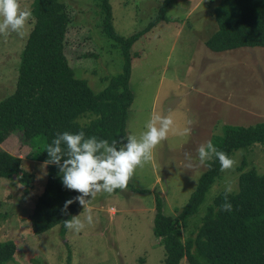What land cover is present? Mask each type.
Returning a JSON list of instances; mask_svg holds the SVG:
<instances>
[{
	"label": "rangeland",
	"instance_id": "374dc122",
	"mask_svg": "<svg viewBox=\"0 0 264 264\" xmlns=\"http://www.w3.org/2000/svg\"><path fill=\"white\" fill-rule=\"evenodd\" d=\"M32 1L19 0L21 8L27 6L30 11ZM62 1L72 17L65 34V55L75 77L87 80L98 92L110 76L122 71L120 46L101 29L99 0ZM109 2L116 33L128 37L155 18L162 0ZM217 2L172 0L164 14L166 20L132 43L129 86L133 100L126 134L139 138L156 114L170 116L174 131L157 146L152 160L137 168L127 191L117 189L90 200L87 207L93 209L98 223L79 233L62 231L56 225L34 234L27 217L45 184L47 164L31 158V147L20 131L0 143L21 157V172L10 180L0 178V241L16 244L13 260L4 264H162L164 247L152 229L156 196L164 214L177 215L206 169L198 164V147L221 135L226 124L252 125L264 119V46L209 49L205 40L217 28L213 17ZM33 23L31 17L23 36L15 32L0 35V100L15 88L20 53ZM186 152L192 169L184 168ZM231 157L237 166L221 172L198 211L181 227L183 240L194 234L215 194L229 184L237 190L242 160V171L253 167L264 174L263 144L239 148ZM22 172L33 174L31 181L22 182ZM84 214L81 206L74 216L83 219Z\"/></svg>",
	"mask_w": 264,
	"mask_h": 264
},
{
	"label": "trees",
	"instance_id": "16d2710c",
	"mask_svg": "<svg viewBox=\"0 0 264 264\" xmlns=\"http://www.w3.org/2000/svg\"><path fill=\"white\" fill-rule=\"evenodd\" d=\"M171 1L162 0L157 15L143 30L123 37L114 29L109 0H99L101 29L120 46L123 66L121 72L110 76L104 88L94 92L87 80L75 77L64 52L65 34L72 20L65 2L33 0L34 23L20 53L15 88L0 100V143L20 131L31 147V158L45 163V149L57 133L83 131L86 138L94 136L109 143L126 137L128 109L133 100L130 47L157 22L166 20L164 14ZM213 17L217 28L205 40L209 49L220 52L264 46V0H219L213 7ZM211 141L229 157L239 148L264 145V119L252 125L226 124L223 133ZM244 162L238 188L228 195L233 210L217 211L225 202V189L220 190L206 205L194 234L190 232L192 235L184 240L181 227L187 226L221 176L218 159L209 162L211 168L201 173L177 215L164 214L160 197L156 196L152 229L164 247L162 264H180L183 259L186 264H264V174L253 167L242 171ZM20 172L21 157L0 146V178L10 180ZM21 174L24 183L33 178L31 173ZM77 195L63 186L58 167L47 164L45 184L27 217L31 231L40 234L56 225L66 231L64 221L72 219L81 205L74 201L67 214L61 209L66 200ZM15 249L13 240L0 241V264L13 260Z\"/></svg>",
	"mask_w": 264,
	"mask_h": 264
},
{
	"label": "clouds",
	"instance_id": "9594fccd",
	"mask_svg": "<svg viewBox=\"0 0 264 264\" xmlns=\"http://www.w3.org/2000/svg\"><path fill=\"white\" fill-rule=\"evenodd\" d=\"M32 13L25 6L21 8L19 0H0V35L7 37L15 32L25 34V27ZM146 131L139 138L135 135L121 137L120 141L97 140L96 137L86 138L83 131L72 134L57 133L52 143L47 145V164H54L62 174V183L68 190L79 193L76 197L65 201L62 214H67L68 206L78 202L85 211L83 219L73 216L64 221V227L79 233L87 226L98 223L94 218L93 209L87 207L91 199L98 195L113 194L117 189L127 191L128 184L134 177L137 168H143L152 160L157 146L167 140L169 132L174 131V120L170 116L153 115L146 125ZM186 134L190 129L185 130ZM126 141V142H124ZM123 145L122 147L117 145ZM65 145L66 148L62 147ZM198 164L211 168L210 161L218 159L221 171L234 170L238 161L223 151L217 150L212 141L201 144L197 149ZM184 168L192 169L194 164L189 153H185ZM62 161V163H61ZM233 192L231 184L225 187L224 203L217 211L231 212L232 204L228 195ZM90 197V199H87Z\"/></svg>",
	"mask_w": 264,
	"mask_h": 264
}]
</instances>
